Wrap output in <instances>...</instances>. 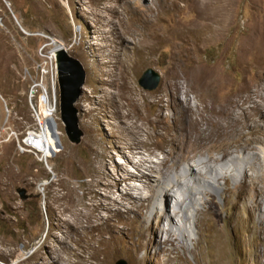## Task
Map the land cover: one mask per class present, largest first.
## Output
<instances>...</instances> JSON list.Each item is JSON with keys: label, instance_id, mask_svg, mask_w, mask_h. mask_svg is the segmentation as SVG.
<instances>
[{"label": "rangeland", "instance_id": "obj_1", "mask_svg": "<svg viewBox=\"0 0 264 264\" xmlns=\"http://www.w3.org/2000/svg\"><path fill=\"white\" fill-rule=\"evenodd\" d=\"M88 5L99 14L85 12ZM125 53L136 57L126 77L97 71ZM58 58L85 73L73 103L83 132L77 144L60 117V79L69 73L58 70ZM146 68L161 76L151 90L138 83ZM99 77L109 80L111 99L93 91ZM129 97L139 99L150 136H131L116 113ZM31 132L45 136L47 154L25 144ZM263 149L264 0H0V264H65L45 241L62 248L51 234L67 231L79 264H264ZM142 155L162 166V180L188 163L201 171L209 156L223 174L235 156L249 171L222 176L224 194L202 196L189 243L177 226L156 222L155 199L139 200L147 194L138 189L137 175L148 172L136 166ZM176 189L174 206L186 195ZM81 211L84 236L58 219Z\"/></svg>", "mask_w": 264, "mask_h": 264}, {"label": "bare ground", "instance_id": "obj_2", "mask_svg": "<svg viewBox=\"0 0 264 264\" xmlns=\"http://www.w3.org/2000/svg\"><path fill=\"white\" fill-rule=\"evenodd\" d=\"M89 11H91L90 13H93V14H97V13L99 14V12L94 11L92 9V7L88 5V8L87 9L85 8V12L89 13ZM103 45H104V43H103ZM56 47H58V46H56ZM114 54H115V52L112 54V56ZM135 63H136L135 54L125 53L123 56L121 55L118 58L117 64L115 65L114 68L105 70V68L103 66L102 67L98 66V64H100V63H98L97 67H99V68L97 69V71L98 72L107 71L109 77H114V75L117 72L123 71V74L126 77L127 73L130 72V70L135 68ZM94 64H95V62H94ZM106 65L110 66L109 64H106ZM94 66H96V65H94ZM97 79H98L97 83L99 85H102V86L94 87L93 91H99L100 90L102 92H105L104 97L111 99L112 98L111 94L106 91L105 87H103V85H106L109 83V80L101 78V77H99ZM118 86H119V88L124 89L126 87V82H119ZM86 98L89 99L88 96ZM140 105H141V103H140L138 98L129 97V98H127V100L125 102H123V104H121L119 106V110L117 109L116 113L122 114L123 117L125 119H127L126 123H127V127H128V130H129V133L131 136L139 137V135L141 136L143 134L150 136V132H149V129H148V126L146 125V123H140L139 122L140 118L142 119L141 106ZM123 109H125L126 111H122ZM144 137H146V136H144ZM26 142H25V144L26 145L28 144L27 145L28 147H30V146H32L31 148L35 147L36 149H38L39 151H42L45 154H47L49 151L48 142L46 141V138L43 135L37 134L35 132H31L30 136L26 139ZM35 148H33V149H35ZM263 152H264V149H263ZM254 157H255V155H254ZM245 158L247 160L251 159L250 156H247ZM163 159H165V158L163 157L157 163L160 165H163L165 163L163 161ZM241 160H243V158L241 156H235L234 158H232L231 161H233V162L239 161V162L235 164L236 167L230 173L228 171H226V174H223L219 171L220 165L218 163V160L214 156H209V157L199 161V163L202 164V167H203L201 171H197L195 168V165L193 163H188L187 165H185L183 171H181L180 173H174L173 175H171L169 177H165V180H162L163 175H161V172H160V169H162V166L157 167L153 160H151L149 157H147L145 155H142L141 158L136 162V166L138 169H140L141 167H145V169L148 172H144L141 170L140 174L137 175L140 179H143L141 187H139L138 189L139 190H143V189L146 190L147 194H142L143 192H141L140 193L141 195L139 194L138 198H139V200L155 199V204L151 207V209H152V213L154 215V218L156 217V222L160 223L163 220H167V221H165V230H167V231L170 230V227H176L177 226L178 229H177L175 234L177 235V232L179 230V232H180L179 236L181 237L182 241L183 242L187 241L190 243L193 240L191 233H189L190 232L189 224H192V226H193V218H194L193 215H194V213L191 212L192 209L194 208L197 210V213H196L197 216L195 217V226L199 227V222H200V216L199 215H201L200 211L202 209L198 210L197 206L204 202V197H202V196L207 195V190H211V191L218 190L217 192L222 194L223 190H224L223 186L227 185V182H225V184H223L221 182L222 176H225L226 179H228V176H230L232 178V180H236L238 173H243L244 171L245 172L249 171V169L247 167H244L243 165L240 167L239 163L241 162ZM129 162H130V159H129ZM255 165L256 164L254 162H251L250 169H253L255 167ZM261 166L264 169V155H263V161L261 162ZM120 168H124V166H121ZM252 171H254V169ZM159 173H160V175H159ZM253 174L254 173L249 174V176L247 178H245V177L242 178L243 180L241 181V183L242 182L248 183V179H250V178L255 179L254 178L255 175H253ZM128 176H132V173H128ZM128 176H125V177H128ZM207 176H211V178H213L215 180V182L213 183V181L208 180L206 178ZM260 177H262V176H260ZM111 178H113V181H110L109 179H107V180H109L111 185H115V186L120 185L121 181L123 180L122 178L120 180H118L117 178H114L112 176H111ZM176 187H178L179 189H183V191H184V193H186V195H184V197H182V198H176V205L174 206V205H172V203L174 201L173 198L175 197V195H174L175 191L173 189H175ZM132 188L133 187L131 185H129V189H132ZM65 199H67V198H65ZM137 205H139V204H137ZM263 207H264V205H263ZM67 208H69V207H67ZM60 214H62V213H60ZM86 215H87V212H84V211H81L80 213H75L74 217H72V216H71V218L69 217L70 219H72V221L70 220L71 222L69 221V219H62L60 217V215H58V217H59L58 219H61L63 221V223L68 225L69 228L81 231L82 235L84 236L85 233L83 234V231H82V228L84 227L82 218L85 217ZM176 216H181L182 219L180 221L179 220L176 221ZM174 231H175V229H174ZM162 232H163V234H165L166 240H172L175 242L174 237H171V238L168 237L170 239L167 238V232L166 231L161 230V236H162ZM51 235H52V237L58 238V240H61L66 244L62 248H57V247H54L53 244H50L48 242V240L45 241L46 245H50L52 247V253L54 254V256H53L54 259L56 261H59V262L62 260L65 264H79V262H77L76 260H73L71 258L72 255L71 256L69 255L70 245H72V244H70V242L73 240L72 235L69 234L68 231L65 232L64 236H62V237L57 236L58 234L54 235L53 233ZM176 239H178V237ZM49 263L50 262H48L46 264H49ZM43 264H44V262H43Z\"/></svg>", "mask_w": 264, "mask_h": 264}, {"label": "water", "instance_id": "obj_3", "mask_svg": "<svg viewBox=\"0 0 264 264\" xmlns=\"http://www.w3.org/2000/svg\"><path fill=\"white\" fill-rule=\"evenodd\" d=\"M57 68L61 73H69L65 78L60 79V117L67 138L77 144L83 132L78 126L77 110L73 107V103L81 93L80 87L84 83L85 73L79 62L71 58H58ZM160 80L161 76L157 71L146 68L138 78V83L143 88L151 90L159 85ZM116 264L125 263L120 260Z\"/></svg>", "mask_w": 264, "mask_h": 264}, {"label": "clouds", "instance_id": "obj_4", "mask_svg": "<svg viewBox=\"0 0 264 264\" xmlns=\"http://www.w3.org/2000/svg\"><path fill=\"white\" fill-rule=\"evenodd\" d=\"M175 191V193L179 196V190H177L176 188L173 189Z\"/></svg>", "mask_w": 264, "mask_h": 264}]
</instances>
